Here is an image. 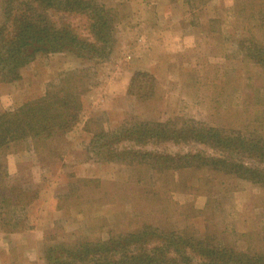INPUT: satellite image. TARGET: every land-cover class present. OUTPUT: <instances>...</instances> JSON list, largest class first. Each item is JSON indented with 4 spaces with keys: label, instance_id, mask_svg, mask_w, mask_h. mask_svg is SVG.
<instances>
[{
    "label": "rangeland",
    "instance_id": "rangeland-1",
    "mask_svg": "<svg viewBox=\"0 0 264 264\" xmlns=\"http://www.w3.org/2000/svg\"><path fill=\"white\" fill-rule=\"evenodd\" d=\"M83 1L90 9L68 17L70 27L96 51L39 53L23 62L17 79L0 83V115L35 103L50 111L63 105L65 91L76 108V121L49 145L54 149L58 142L50 155L37 154L31 138L0 149V204L1 198L10 199L4 204L16 201L17 193L31 199L27 216L18 208L0 209V264H49L48 246L79 237L106 242L152 218L196 241L209 234L224 247L264 257L262 186L216 171L155 173L151 167L161 162L139 165L126 154L214 156L205 145L211 139L171 135L166 144L133 146L124 130L156 121L167 122L170 131L195 127L233 139L264 136V66L247 58L248 46H256L264 60V0ZM1 11L2 0L0 24ZM95 13L112 20L107 46L90 33ZM156 18L158 30L150 28ZM137 73L152 77L155 87L139 76L135 81L144 82L130 85ZM138 88L149 90L150 99L128 93ZM27 111L16 118L25 119ZM100 131L108 135L98 140ZM37 228L45 229L36 235L43 240L39 259L26 252Z\"/></svg>",
    "mask_w": 264,
    "mask_h": 264
},
{
    "label": "trees",
    "instance_id": "trees-1",
    "mask_svg": "<svg viewBox=\"0 0 264 264\" xmlns=\"http://www.w3.org/2000/svg\"><path fill=\"white\" fill-rule=\"evenodd\" d=\"M89 7V3L83 0H2L0 83L17 79L24 65L23 62L31 60L36 54L96 51L97 48L87 46L86 41L78 37L75 33L76 29L70 27L68 18L82 17L81 14L86 13L85 9H90ZM90 20V33L96 37V40H102L107 46L108 38L112 33V20L99 13L91 16ZM258 54V47L248 46L247 58L252 59L256 64L261 62L264 66V60L259 59ZM137 76L143 77V80L150 79L152 83L150 87H155L152 77L141 73H137L132 78L130 85L144 82L142 79L140 82L135 81ZM148 91L142 88L140 91L138 88L129 90L128 93L138 101H145L151 97V92L148 94ZM68 95L65 91L66 98L63 105L50 111H47L50 108L49 105L35 103L28 109V105H24L23 111L0 115V149L14 142L31 138L37 154L50 155L48 151L55 150L58 142L53 144L54 149L49 150V145L63 139L67 127L76 121L74 98ZM25 110H28L27 115L22 117L25 119H17V115ZM262 123L264 129V121ZM167 124V122L156 121L141 122L124 129L125 139L133 141V146H142L146 144H144L146 141L166 144V140L168 141L171 135L182 140L187 138L190 140L188 135L194 139L208 137L211 142L205 145L216 157L200 151L174 157L155 153V150L145 151L141 155L132 151H127L126 154L132 155L134 160L138 159L136 162L139 165L149 160L154 161L155 164L161 162L160 165L151 167L150 170L155 173L165 172L166 169L174 173L185 169L216 171L218 174L240 180L249 179L255 185L264 188L263 135L250 137L251 139L247 138V140L242 137L233 139L221 135L216 130L195 127L170 131L166 129ZM105 134L107 133L100 131L96 138L98 140L104 138ZM235 139L241 140L242 144L235 143ZM17 194L16 201L10 204H4L10 199L1 198L0 209L18 208L20 213L27 216L30 210L28 203L31 199L24 201L22 199L24 193ZM188 215L189 217L193 215V209H188ZM175 230V228L156 226L152 218L148 220V223L144 222L137 230L110 236L106 242L98 240L94 244L79 237L77 242L73 241L68 245L48 246L44 251L45 261L49 264H264L263 256L248 257L246 253L224 247L209 234L196 241L194 235Z\"/></svg>",
    "mask_w": 264,
    "mask_h": 264
},
{
    "label": "crops",
    "instance_id": "crops-1",
    "mask_svg": "<svg viewBox=\"0 0 264 264\" xmlns=\"http://www.w3.org/2000/svg\"><path fill=\"white\" fill-rule=\"evenodd\" d=\"M140 13V12H139ZM134 14H135V12H134ZM129 16H131V15H129ZM124 23L122 22V25H123ZM129 24V23H128ZM159 25H160V20H159V18H156V19H154L153 20V22L151 23V29H154V30H158V28H159ZM124 27V26H123ZM155 32L156 31H154V32H152L154 35H155ZM153 35V36H154ZM107 109L108 110H112V108H106V111H107ZM55 224V223H54ZM53 225V224H52ZM43 230H45V229H43ZM43 230L41 229V228H37V229H34V232H32V233H30V237L31 236H34L35 237V239H34V244H32V250L31 251H28V250H26V252H27V256H28V254H31V253H35V256L36 257H38L37 259H39L40 258V255L42 254V252H43V240L40 238V239H37V233H39V232H43ZM29 231H27V233H28ZM31 232V231H30ZM13 237H15V236H13ZM15 239V238H14ZM36 245H37V248H36ZM14 246V245H13ZM14 252L16 251V249H15V246H14V250H13ZM29 252V253H28ZM39 262V264H40V261H38Z\"/></svg>",
    "mask_w": 264,
    "mask_h": 264
}]
</instances>
